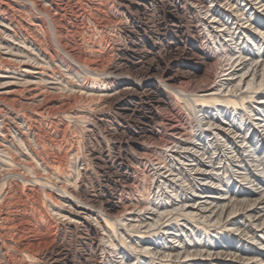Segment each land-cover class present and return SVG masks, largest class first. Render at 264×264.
<instances>
[{"label": "rangeland", "instance_id": "rangeland-1", "mask_svg": "<svg viewBox=\"0 0 264 264\" xmlns=\"http://www.w3.org/2000/svg\"><path fill=\"white\" fill-rule=\"evenodd\" d=\"M6 1L11 5L18 4L14 0ZM221 2L219 4H223L226 1L222 0ZM55 3L58 6V10H56L57 12L54 10L52 13H56L57 23L60 24V27L56 28L57 33L59 31L57 42L70 53H82L80 55V62L83 65L86 62L87 70L84 67L85 65L70 61L60 50L59 46L52 39L53 36L50 29L47 28L43 31L29 25L25 26V24L22 26V32L24 31L25 33L27 31L30 33L47 53L56 54L57 57H61L62 60L69 64V69L72 70V72H66L63 65H59L58 63L49 64L47 65L48 67L46 66V69L44 68L49 77H56L59 81V77H63L64 82L69 81L68 83L75 85L79 83L92 84L96 89L91 88L90 91H86L85 89L78 91L79 88L54 89L49 88L51 87L49 83L46 85L37 83L35 84L36 86L27 87L21 85L11 96L0 99V136H2L0 137V150L2 147L6 148L8 146L9 154L12 155L14 160L13 164L16 165H13V168L1 167L0 165V196L4 192V189L9 190V193L6 195V203L9 202L4 204L3 210L4 213H7L9 220L6 222L0 221V261L6 264H121L122 258V264L130 259L135 264L158 263L161 260H163L161 261L162 264H179L181 261L178 260L179 258L175 259V254L179 246H184L187 251L183 253V256L185 257L187 253L192 254L187 257V260L199 258L201 251L207 254L206 250L208 249L214 251L221 250L222 252L227 248L231 253L236 251L237 254L235 256L242 260L238 261V259L221 257L220 262L218 260V263H216L217 260H214L210 264H264V234H261L264 232V228L257 227V222L250 215L245 212L236 211L228 218L223 219V222L220 224H216L213 222L206 223L202 218H199L200 215L196 217L197 214L194 216V219H191L189 216L186 218L185 215L174 208L177 207L176 205L168 207L167 209L169 210H165L166 204L161 199L168 195L174 196H172L173 194L169 189H164L165 192L163 193L157 189L158 183L163 178L160 177V174H154L155 172L152 168V165L157 163V161L159 163L162 160L161 167L164 161L171 163L168 156L170 152H166V147L173 146L175 141L192 137L194 143L199 147L201 141V146H206L216 139L215 135L219 132L229 133L230 136L233 133L238 136L240 133V138H236L238 141L245 137L244 135L247 133L245 128L251 123L254 131H262L260 130L262 129L260 126L256 125V127L255 124L253 125V123L258 121L257 118H259L256 113L264 114V101H262L264 100V88L262 87L248 88L246 91L250 90V92H246L242 88V91H245L241 94L242 96L244 95V103H240L236 108L230 105L227 106L224 103H216V106H196V103L193 102L197 98V95L201 97L200 95L214 91L213 89L209 90L208 87L214 86L212 84L217 82L218 76L222 72L221 69L224 68L222 64L226 63L220 55V50L213 49V36L207 32L206 27L203 25V21L207 20L208 15H201L202 11L205 10L201 5L207 7L210 3L207 0H56ZM91 6L95 7L92 8ZM216 7L224 12L236 8L235 5L231 6L230 10L228 9L229 6ZM239 7L245 9L243 6ZM81 9H84L85 15L86 12L90 14L93 17V21H89L86 16L80 19L81 15L78 13ZM98 9L99 12L97 11ZM90 12H94V14ZM77 15L78 17H76ZM261 17L264 19L263 16ZM15 18L18 17L15 16ZM31 19L33 21V17ZM215 20V26L221 23V27L217 28L219 34L226 33L230 28L234 29L236 27L233 24H223L219 16ZM87 22H90V24ZM240 22H245L243 25H246V27L243 30L248 31V34H252V39L246 33H239L240 31L238 32L237 28L234 29V32H236L234 36L237 35V38L239 36L243 37L247 45H250V49L255 53V50L260 45L264 46V38H262L264 20L259 29L252 21L243 19ZM215 26L211 29L214 30ZM224 38L227 37L219 35L220 44ZM227 43L229 44L228 51H233L235 50L233 47L238 42L236 39H232V41L229 40ZM54 58L56 59V57ZM1 60H4V57L0 56ZM146 69L148 70L145 72L146 75L140 80L141 82L136 80L135 74L137 72L143 73ZM214 69L218 72L216 73ZM100 70L103 73H99ZM226 71L230 72V69H226ZM49 82L51 81L49 80ZM104 83L107 88H97ZM168 88H171V90ZM84 90L85 92H83ZM180 90L181 92H179ZM234 90L232 88L229 95H234V93L239 95V90H235V92ZM170 91L172 92L170 93ZM184 92L185 94H183ZM226 92L228 93L227 88H223L222 92H218L219 94L217 93L216 96L222 98L221 95ZM250 98L251 100H249ZM188 102L189 104H187ZM217 108H223L222 113H220V110L217 111ZM65 109L67 110L65 111ZM67 113L72 116L69 117ZM23 119L29 126V132L21 124ZM162 125L164 126L162 127ZM214 125H216V128L211 127ZM237 126L241 127L237 128ZM206 127L207 129H205ZM183 132L184 135L182 134ZM20 134H23V141H20ZM177 134L182 136H178ZM219 139L215 143L220 142L218 143L220 147L222 145L221 149L223 150L220 151L219 149L220 153L217 151V153L213 154V150H210L212 147L207 145L208 152L205 147L206 152L204 154H197L199 155L197 156L199 158L198 161L202 163V161L207 162L212 160L211 164L207 162L206 166L204 165L192 171L191 176L194 177L193 180L188 175V179H185L186 181L179 179V182L175 183L174 186L179 190V194L177 193L178 201L183 198L182 200L185 199L187 203L196 202V205L209 204L210 201L214 200L212 196L219 193L218 191L220 190V194L227 198L226 201H234L233 209H238L240 200L252 198V195L247 190V180H240V175H243L241 174L242 172L244 175H248V178H253L252 180H255L258 188L264 187V147L262 145L258 146V149H255L257 157L249 159L247 151L242 150L245 149L246 141L243 144L238 143L241 146L239 148L236 147L237 151L230 144L224 143L223 139ZM28 145L40 158H45L48 163H52V167L58 162L60 166H57L55 172L48 173L46 170H43V172L36 165V161L30 159ZM223 146L225 148L228 147L226 151ZM222 151L225 152L223 153ZM0 153L1 158L9 155H5L4 152V154ZM220 154H226L229 157H219ZM212 155L215 158H210ZM258 158L261 160H257ZM216 159L219 160L217 161ZM23 160L24 162H22ZM227 163H232V165L229 166ZM21 164H26V166L23 167ZM201 165L199 164V166ZM163 168L162 171L166 169ZM216 169L219 170L218 173L220 174L216 175ZM183 171L184 169H179L174 173L179 172V174L185 176L187 172L184 171L183 173ZM148 174L149 178L153 179L146 177ZM226 174L230 178V182L227 184ZM53 175H55V178ZM209 176L212 177V180L209 179ZM35 179L36 181H33ZM44 179L47 184L43 183L42 180ZM186 182L189 185H186ZM220 184L221 188L218 187ZM53 187L56 188L54 189ZM140 191L143 192L141 193ZM75 196L80 199L75 198ZM223 199H220V201H223ZM175 200L177 202V198ZM203 200H207L208 202H202ZM139 205L140 207H138ZM155 206L159 207L156 208ZM146 210L148 211L146 212ZM170 211L174 212L172 215H167V213L171 214ZM199 211L198 213L201 214ZM103 214L105 215L103 216ZM161 214L165 216H157ZM242 214H245V216ZM11 215L13 216L11 217ZM135 217L136 219H133ZM104 218L114 222L116 227L113 225L111 228L107 225ZM156 218L159 219L156 221ZM119 219H123V224L125 225L122 222L120 223ZM160 219L163 224L159 222ZM140 221L142 222L140 223ZM136 222L138 223L136 224ZM125 226L127 231L125 230ZM233 226L234 228H232ZM136 227L139 231L144 229L145 231H140L139 233H143L146 237L156 231L154 232L155 236H150L152 238L149 241H147V238L137 239L138 229ZM201 227L207 228L210 231L213 229L221 231L218 234L211 231L209 234L203 235L201 234ZM147 229L148 231L149 229L152 231L148 232L146 231ZM103 231L104 233L106 232L105 235ZM225 232L231 238H227ZM128 233L131 235L129 236ZM260 234L262 237H259ZM120 235L122 238L119 237ZM255 236L258 238L256 242H254L257 240ZM178 237H180V240ZM122 239H124L126 247L121 245L122 242L120 240ZM207 240L208 243L206 242ZM111 242H113V245ZM144 242L149 243L148 248H150V252L147 253L148 256L147 254H139V252H142L139 250L141 249L140 245H145ZM165 242H167L168 246L171 245L168 248L170 256L166 258L164 257L166 252L159 251V258L156 255L157 257L154 256L155 258L152 259L150 257L151 251L157 247L158 249L165 250ZM180 242L183 244L181 243V245ZM215 245L216 247H214ZM245 250L251 252L250 257L253 255L257 256L247 260L248 255L242 254ZM183 256L181 259L184 258Z\"/></svg>", "mask_w": 264, "mask_h": 264}, {"label": "bare ground", "instance_id": "bare-ground-1", "mask_svg": "<svg viewBox=\"0 0 264 264\" xmlns=\"http://www.w3.org/2000/svg\"><path fill=\"white\" fill-rule=\"evenodd\" d=\"M16 1L18 4L15 5V4H9L6 0H0V56L4 57V60H1L0 61V99H4V98H8L9 96H11L15 90L20 87L21 85H24V86H33L37 83H43L44 85L46 84H50L51 87L49 88H79L78 91L80 89H85L86 91H90L91 88H95L94 86L89 85V84H86V83H79L78 85H75V84H71V83H68V82H64L63 80V77H59L60 81L56 79V77H53L51 78V76L49 77V75L46 74L45 72V69L48 67L47 65L49 64H56L58 63L59 65H63L64 68L66 69V72H72V70L69 69V64L62 60L61 57H57V55H52V54H49L47 53L37 42V40L31 36L30 33H28L27 31L24 33V31L22 32V26H31V27H36L38 29H42L44 31V29H50L51 30V33H52V36H53V40L56 42V44L59 46L60 50L70 59V61L72 62H75V63H80L81 64V58H80V54L79 52H72L70 53L69 51L66 50V48L62 47L57 41V36L59 35V31L57 33V30L56 28H59L60 27V24L57 23V15L56 13H52V11L55 10V12H57L56 10H58V6L57 4L55 3L54 0H14ZM21 1V2H19ZM99 1V0H98ZM102 1V0H101ZM200 1V0H199ZM210 4L209 6L207 7H204L203 3H201V7L202 8H205L204 11H202L201 15H208V18L207 20L203 21V25L206 27L207 29V32L209 34H211L212 37V40H213V49L214 50H220V55L221 57L224 59V61L226 63L222 64L224 65V68H222V66H220L222 69V72L221 74L218 76V80L215 84H212L213 87L209 88V90H214L213 92H208L207 94H204V95H200L201 97H198L199 95H197V98H195V100L193 102H195L196 106H208V105H215L216 106V103H224L225 105H230L231 107L233 108H236L240 103H244L243 100H244V95L242 96L241 94L243 92H245L248 88H264V46L262 47V45H260L257 50H255V53L250 49V45L248 46L247 43H246V40H244L243 37H240L237 38V35L234 36V34H236V32H234V29L237 28V31L241 34L243 33H246L247 35H249V38L252 39V34H248V31H244L243 28L246 27V25H243V23L245 22H240L241 20L243 19H246L247 21H252L256 27H260V25L262 24L263 22V18L261 16L264 17V0H225L226 2H224L223 4H219V3H222L221 1L222 0H207ZM235 1V2H234ZM196 2V1H195ZM194 2V3H195ZM198 2V1H197ZM83 3V2H82ZM91 3V2H89ZM97 3V2H96ZM95 3V4H96ZM101 3V2H100ZM191 3V2H190ZM98 4V3H97ZM192 4V3H191ZM87 5V4H86ZM235 5L236 8L233 9V10H230V7ZM243 6L245 7L244 8H240L239 6ZM193 6V5H192ZM216 6H219V7H223V6H229L228 9L230 11L228 12H224V11H221L219 8H217ZM92 7V6H91ZM95 7V6H94ZM92 7V8H94ZM195 7V6H194ZM239 7V8H238ZM79 8V7H78ZM88 8H90L88 6ZM104 8V7H103ZM232 8V7H231ZM226 9V10H228ZM259 9V10H258ZM86 10V8H85ZM92 10V9H91ZM78 11V10H77ZM99 12V9L97 10ZM101 11V10H100ZM200 11V10H199ZM96 12V11H95ZM90 13H93L94 12H90ZM199 13V12H198ZM259 13V15H258ZM64 14V13H63ZM80 16V19H82L84 16H86V18L89 20V21H93V17H91L90 14H87L86 12V15H85V12H84V9H81L80 12L78 13ZM97 14V13H96ZM95 14V15H96ZM197 14V13H196ZM257 14V15H256ZM98 15V14H97ZM112 15V14H111ZM200 15V16H201ZM15 16H17L18 18H15ZM94 16V15H93ZM219 16L220 19H222V22L223 24H233V26H236L234 29L233 28H230L229 30L226 31V33H223V34H219V31L217 30V28L221 27L220 24L218 23V25L215 26V23L216 20L215 18ZM31 17H33V21H31ZM78 17V15L76 16ZM98 17V16H97ZM96 17V18H97ZM115 17V15H114ZM59 18V17H58ZM95 18V17H94ZM201 18V17H200ZM99 19V17H98ZM116 19V18H115ZM198 19V18H197ZM206 19V18H205ZM263 19V20H262ZM78 20V19H77ZM97 20V19H96ZM109 20V19H108ZM111 20V19H110ZM218 20V19H217ZM83 21V20H82ZM221 21V20H220ZM86 22V21H85ZM109 22V21H108ZM111 22V21H110ZM113 22V21H112ZM88 23V22H87ZM101 23V22H100ZM81 24V23H80ZM90 24V22L88 23ZM99 24V23H98ZM201 24V23H200ZM101 26V25H100ZM213 26H215L214 30L211 29L213 28ZM232 26V27H233ZM254 26V27H255ZM97 27V26H96ZM223 27V26H222ZM225 27V26H224ZM248 27V26H247ZM28 28V27H27ZM32 29V28H31ZM202 29V28H201ZM223 29V28H222ZM221 29V30H222ZM225 29V28H224ZM257 29V28H256ZM36 30V29H34ZM97 30V29H96ZM213 30V31H212ZM220 30V29H219ZM71 31V30H70ZM95 31V30H94ZM224 31V30H222ZM244 31V32H243ZM91 32V31H90ZM237 32V33H238ZM68 33V32H67ZM83 33V32H82ZM92 33V32H91ZM222 33V32H221ZM40 34V33H39ZM44 34V33H43ZM262 34V33H261ZM69 35V34H68ZM94 35V34H93ZM206 35V34H204ZM219 35H224V37H227V38H224V40L221 42L220 44V40L218 39ZM51 36V34H50ZM51 36V37H52ZM91 36V35H90ZM210 36V35H209ZM245 36V35H244ZM246 37V36H245ZM262 38H264V32L262 34ZM232 39H236V41L238 42L236 46H234L233 48H235V50L233 51H228V46L229 44L227 43L229 40L232 41ZM92 40V39H91ZM101 40V39H100ZM46 41V40H45ZM254 41V40H253ZM50 42V41H49ZM90 42V41H89ZM93 43V42H92ZM101 43V42H100ZM209 43V42H208ZM235 43V42H234ZM88 44V43H87ZM232 44V43H231ZM236 44V43H235ZM64 45V44H63ZM90 46V45H89ZM91 48V47H90ZM70 49V48H69ZM59 50V49H58ZM72 50V49H71ZM97 51V50H96ZM91 52V51H90ZM215 52V51H214ZM53 53V52H52ZM55 53V52H54ZM59 53V52H58ZM56 57V59L54 58ZM84 57V56H83ZM211 57V56H210ZM248 58V59H247ZM213 59V58H212ZM83 60V59H82ZM86 60V59H85ZM90 61V60H89ZM220 61V60H219ZM84 62V61H83ZM82 62V63H83ZM222 62V61H220ZM86 63V62H85ZM84 63V65H85ZM100 64V63H99ZM105 64V63H104ZM79 65V64H78ZM83 65V64H81ZM83 65V66H84ZM47 66V67H46ZM80 66V65H79ZM87 65H85L84 67L86 68ZM98 66V65H97ZM237 66V67H236ZM50 67V66H49ZM82 67V66H81ZM83 67V69H84ZM215 67V66H214ZM45 68V69H44ZM93 68H96V67H93ZM92 68V69H93ZM98 68V67H97ZM218 68V67H217ZM91 69V68H90ZM226 69H230V72H227ZM87 70V68H86ZM99 70V69H98ZM97 70V71H98ZM148 69H146L143 73H137L135 74L136 75V80L140 81L146 74L145 72H147ZM152 70V69H151ZM215 70V69H214ZM96 71V70H95ZM114 71V70H113ZM216 73L218 72L217 70H215ZM101 72V70L99 71V73ZM220 72V71H219ZM98 73V72H97ZM103 73V72H101ZM105 73V72H104ZM108 73V72H107ZM52 74V73H51ZM50 74V75H51ZM110 74V73H108ZM17 75V76H16ZM54 76V75H53ZM59 76V75H57ZM103 76V74H102ZM217 76V74H216ZM227 76V77H225ZM229 76V77H228ZM105 77V75H104ZM108 77V76H106ZM145 79V78H144ZM171 79V78H170ZM49 80L51 82H49ZM106 80V79H105ZM169 80V79H168ZM198 81V80H197ZM141 82V81H140ZM184 83V82H183ZM202 84V83H201ZM208 84V82H207ZM165 85V84H164ZM36 86V85H35ZM168 86V84H167ZM38 87V86H37ZM169 87V86H168ZM97 88H107L106 87V84L104 83L103 85H99ZM176 88V87H175ZM183 88V87H181ZM188 88V87H187ZM223 88H227V91L228 93H224L223 95H221L222 98H218L216 96V94L218 92H222V89ZM233 88V90H239L238 92L239 95H237V93H234V95H229L230 94V91L231 89ZM242 88L245 89V91H242ZM38 89V88H37ZM96 89V88H95ZM169 90H171V88H168ZM173 89V88H172ZM206 89V88H205ZM22 90V89H21ZM32 90V89H31ZM44 90V89H43ZM85 90L83 92H85ZM183 91V89H181ZM181 90L179 92H181ZM234 90V92H235ZM252 90V89H251ZM257 90V89H256ZM264 90V89H263ZM108 91V90H107ZM185 91V90H184ZM192 91V90H191ZM194 91V90H193ZM199 91V90H198ZM205 91V90H204ZM253 91V90H252ZM251 91V92H252ZM172 91H170L171 93ZM190 92V91H189ZM233 92V91H232ZM246 92H250L249 91H246ZM88 93V92H87ZM194 93V92H192ZM41 94V93H40ZM82 94V93H81ZM185 94V92L183 93ZM195 94V93H194ZM219 94V93H218ZM100 95V94H99ZM103 95V94H102ZM172 95V94H171ZM37 96V95H36ZM101 96V95H100ZM175 96V95H174ZM194 96V95H193ZM196 96V94H195ZM33 97V96H32ZM44 97V96H43ZM72 97V96H71ZM108 97V96H107ZM180 97V96H179ZM250 97V96H248ZM259 97V96H257ZM175 98V97H174ZM193 98V99H194ZM102 99V98H101ZM104 99V98H103ZM181 99V97H180ZM188 99V98H187ZM262 99V98H261ZM40 100V99H39ZM42 100V98H41ZM251 100V98L249 99ZM253 100V99H252ZM67 101V100H66ZM256 101V100H255ZM260 101V100H259ZM264 101V100H262ZM192 102V103H193ZM254 102V101H253ZM260 103V102H259ZM263 103V102H262ZM261 103V104H262ZM41 104V103H40ZM189 104V102L187 103ZM264 104V103H263ZM3 105V104H2ZM63 105V104H62ZM192 105V104H191ZM195 106V107H196ZM214 106V107H215ZM218 106V105H217ZM222 106V105H221ZM9 107V106H8ZM74 107V106H73ZM194 107V108H195ZM252 107V106H251ZM264 107V106H263ZM262 107V108H263ZM191 108V106H190ZM239 108V107H238ZM244 108V107H242ZM260 108V107H259ZM1 109V108H0ZM196 109V108H195ZM206 109V108H205ZM227 109V108H225ZM229 109V108H228ZM67 109H65L66 111ZM191 110V109H190ZM198 110V109H197ZM220 110V113H222V110L223 108H217V111ZM244 110V109H243ZM257 110V109H256ZM263 110V109H262ZM65 111H63L65 113ZM72 111V110H70ZM200 111V110H199ZM225 111V110H224ZM31 112V111H30ZM196 112V111H195ZM207 112V111H206ZM248 112V111H247ZM72 113V112H71ZM202 113V112H201ZM224 113V112H223ZM68 114V113H67ZM227 114V113H226ZM253 114V113H251ZM250 114V115H251ZM258 115L259 118H257V122L256 123H253V125L255 124V126H260L262 129L261 132H257V131H254V127L252 126V123L249 125V126H246L247 128H245L247 130V133H245V137L239 139L238 141L236 140V138H240V133L238 134V136H236V134L233 133L232 136H230L229 133H225V132H219V133H216V139L215 140H212V142H210L209 146L212 147V149H210L212 151L213 154L217 153V151H220L223 150L221 149L220 145L218 146V143H215L216 141H219L221 139H223V142L225 143H228L227 145H231V147L233 146V148L235 150L236 147H240L241 144L245 143L246 141V146H244L245 149H242V150H245L247 151V157L249 156V159H251L252 157H257L256 156V150L258 149V146L262 145V147H264V114H260V113H256ZM65 115V114H64ZM69 115V114H68ZM196 115V114H195ZM220 115V114H219ZM260 115V116H259ZM72 116V115H71ZM69 115V117H71ZM198 116V115H197ZM248 116V115H247ZM48 117V116H47ZM68 117V116H67ZM228 117V116H227ZM237 117V116H236ZM77 118V117H76ZM201 119V117H199ZM203 118V117H202ZM78 119V118H77ZM80 119V118H79ZM82 119V118H81ZM171 119V118H170ZM231 119V118H230ZM256 119V118H254ZM242 120V119H241ZM50 121V120H49ZM82 121V120H81ZM86 121V120H85ZM84 121V122H85ZM207 121H209V119H207ZM224 121V120H223ZM231 121L234 122L233 119H231ZM243 121V120H242ZM253 121V120H252ZM31 122V121H30ZM38 122V121H37ZM198 122V121H197ZM206 122V121H205ZM212 122V121H211ZM35 123V122H34ZM202 123V122H201ZM214 123V122H213ZM243 123V122H242ZM23 128L26 129V131L29 132V126L28 124L24 121V119L22 120L21 122ZM167 124V123H166ZM164 124V125H166ZM200 124V122H199ZM204 124V122H203ZM211 125V123H209ZM231 124V123H230ZM233 124V123H232ZM162 125V127L164 126ZM196 125V124H195ZM216 125L214 126H211V127H215ZM231 126V125H230ZM256 126V127H257ZM174 127V125H173ZM184 127V126H183ZM208 127V126H207ZM207 127L205 129H207ZM223 127V126H222ZM238 127H241V126H237ZM154 128V127H153ZM204 128V127H203ZM216 128V127H215ZM259 128V127H258ZM196 129V128H195ZM198 129V127H197ZM218 129V128H217ZM166 130V129H165ZM199 130V129H198ZM203 130V129H202ZM214 130V129H213ZM190 131V130H189ZM208 131V130H207ZM217 131V130H215ZM212 132V131H211ZM45 133V132H44ZM64 133V132H63ZM166 133V132H165ZM189 134V132H187ZM29 134V133H28ZM167 134H170V133H167ZM173 134V133H172ZM179 134V133H178ZM177 134V135H178ZM184 135V132L182 133ZM192 134V133H191ZM190 134V135H191ZM194 134V133H193ZM196 134V132H195ZM23 134H20L19 136H21L20 138V141H23V137H22ZM35 135V134H34ZM33 135V136H34ZM48 135V134H47ZM6 136V135H5ZM164 136V135H163ZM170 136V135H169ZM178 136H182V135H178ZM214 136V135H213ZM219 136V137H218ZM243 136V135H242ZM2 137V136H0ZM162 137V136H161ZM185 137V136H184ZM191 137V136H190ZM194 137V136H193ZM207 137V136H206ZM212 137V136H211ZM4 138V137H3ZM32 138V137H31ZM175 138V137H174ZM181 138V137H180ZM179 138V139H180ZM187 138V137H186ZM33 139V138H32ZM38 139V137H37ZM52 139V138H51ZM163 139V138H162ZM205 139V138H204ZM209 139V138H208ZM229 139H232L229 141ZM25 140H27V138H25ZM161 140V139H160ZM159 140V141H160ZM10 141V140H9ZM36 141V140H35ZM162 141V140H161ZM172 141V140H171ZM175 141V140H174ZM173 141V142H174ZM222 141V140H221ZM28 142V141H27ZM26 142V143H27ZM54 142V141H53ZM167 142V140H166ZM171 142V143H173ZM241 143V144H238V143ZM24 143V142H23ZM60 143V142H58ZM156 143V142H155ZM161 143V142H160ZM22 144V143H21ZM198 144V143H197ZM200 144L202 145V141L200 142ZM33 145V144H32ZM156 145H158L156 143ZM167 145V143H166ZM200 147L198 145H196L194 143V140L193 138H188V139H182V140H178V141H175L173 146H167L166 147V152H170V154L168 155L170 158L169 160L171 161V163H166L164 161V163L162 162V167H161V161L158 163H155L152 165V168L154 169V174H157L159 175L160 174V177L163 178V180H159L160 183H158V188L156 186L157 189H159V191L161 193L165 192L164 189H169L171 190V193L173 194L172 196L174 197H171V196H166L164 198H162L161 200H163L166 204V209L165 210H169L167 209L168 207H173V206H177V207H174L176 208V210H178L179 212H181V214L185 215V217L187 218V216H189L191 219H194V216L196 215V217L198 215H200V219L202 218L203 221H205L206 223H210V222H213V223H216V224H220L221 222H223V219L225 218H228L231 214L235 213L236 211H241V212H245L247 213L248 215H250L254 221H256L257 223V227H261V228H264V187L263 188H258L256 185L257 183L255 182V180H252L250 178H248V175H244V173L242 172L241 174L243 175H240V180H247V184H248V192L250 193V195H252V198L250 199L247 198V199H242L243 201L240 200V202L238 203L239 208L237 209H233V202L232 200H227L226 201V197L225 196H222V194H220V190L218 191L219 193H217L216 195L212 196L214 197V200L210 201L209 204H198L196 205V202L194 203H187V201L184 200H180L178 201V192L179 190H177L178 188L175 185V183L179 180V179H184V181H186L185 179L187 178V176L189 175L191 177V179L193 180L194 177L191 176V172L192 171H195L197 170L199 167H203L204 165L206 166L207 165V162H211L212 160H209L207 162H204L202 161V163L200 161H198V157L199 155H202L206 152H208V147L207 145L205 146H201ZM26 146V145H25ZM147 146V145H146ZM161 146V145H160ZM163 146V145H162ZM191 146V147H190ZM8 146H6V148L2 147V149L0 150V152H2V154L5 153V155H8L9 154V151H8ZM29 149L30 150V159L36 161V165L43 170H46L49 172H55V169L57 168V166H60V163L58 162L56 165V167H52V163H48L47 160H45V158H40L38 156V154L33 150L31 149L30 145H28ZM37 147V146H36ZM53 147V146H51ZM164 147V146H163ZM205 147H206V150H205ZM224 147V146H223ZM230 147V146H229ZM161 148V147H159ZM228 148V147H227ZM227 148L224 147L225 151L227 150ZM248 148V149H247ZM70 149V148H69ZM73 149V148H72ZM163 149V148H162ZM256 149V150H255ZM41 150V149H40ZM231 150V149H229ZM74 151V150H73ZM219 151V153H220ZM224 151V152H225ZM238 151V150H237ZM262 151V150H261ZM4 152V153H3ZM21 152V151H20ZM165 152V153H166ZM223 152V151H222ZM223 152V153H224ZM260 152V151H259ZM23 153V152H22ZM72 153V152H71ZM159 153V152H158ZM164 153V152H163ZM201 153V154H199ZM218 153V155H219ZM19 154V153H18ZM73 154V153H72ZM143 154V153H142ZM161 154V153H160ZM199 154V155H197ZM261 154V153H260ZM264 154V153H263ZM25 155V154H23ZM43 155V154H42ZM67 155V154H66ZM71 155V154H70ZM159 155V154H158ZM167 155V154H166ZM0 156H1V153H0ZM27 156V155H26ZM25 156V157H26ZM165 156V155H164ZM222 156H226V157H229L227 156L226 154H220L219 157H222ZM144 157H145V154H144ZM156 157V156H155ZM160 157V156H159ZM210 157V156H209ZM207 157V158H209ZM214 157V155H212L210 158ZM246 157V156H245ZM59 158V157H58ZM209 158V159H210ZM215 158V157H214ZM24 159V158H23ZM27 159V158H25ZM29 159V158H28ZM54 159V158H52ZM149 159V158H148ZM147 159V160H148ZM158 159V157H157ZM161 159V158H160ZM165 159V158H163ZM205 159V158H204ZM238 159V158H237ZM243 159V158H242ZM263 159V157H262ZM50 160V159H49ZM152 160V158H151ZM159 160V159H158ZM217 160V159H216ZM219 160V159H218ZM217 160V161H218ZM221 160V158H220ZM224 160H225V157H224ZM230 160V159H229ZM228 160V161H229ZM235 160V159H234ZM257 160H261L260 158H258ZM31 161V160H30ZM236 161V160H235ZM24 162V160L22 161ZM52 162V161H51ZM55 162V160H54ZM149 162V160H148ZM262 162V161H261ZM14 163V160L12 158V155L9 154L8 156H6L5 158H1L0 157V165L1 167L4 166V167H12ZM19 163V162H18ZM30 163V162H29ZM32 163V162H31ZM151 163V162H150ZM213 163V162H212ZM224 163V162H223ZM237 163V161H236ZM251 163V162H250ZM20 164V163H19ZM33 164V163H32ZM62 164V163H61ZM146 164V163H145ZM199 164H202L201 166H199ZM211 164V163H210ZM218 164H220L218 162ZM229 164L232 165V163H227V165ZM235 164V163H234ZM257 164V163H256ZM23 167L26 166V164H21ZM136 165V164H135ZM144 165V164H143ZM216 165V164H215ZM246 165V164H245ZM244 165V166H245ZM16 166V165H15ZM30 166V165H29ZM210 166V165H209ZM213 166V165H212ZM243 166V168H245ZM28 167V166H27ZM136 167V166H135ZM166 169H164V168ZM217 167V165H216ZM232 167V166H231ZM248 167V166H247ZM255 167V166H254ZM259 167V166H258ZM13 168V167H12ZM143 168V167H142ZM162 168L164 169L162 171ZM219 168V166H218ZM221 168V166H220ZM242 168V167H241ZM257 168V167H256ZM255 168V169H256ZM135 169V168H133ZM179 169H184V171H186L187 173L185 174V176H183V174H179V172L177 173H174L176 170H179ZM212 169V168H211ZM224 169V168H223ZM226 166H225V170H226ZM136 170V169H135ZM230 170V169H229ZM234 170V169H233ZM260 170H261V167H260ZM3 171V170H2ZM9 171V170H8ZM30 171V170H29ZM45 171V172H46ZM58 171V170H57ZM137 171V170H136ZM183 171V173H184ZM208 171V170H207ZM206 171V172H207ZM216 171V175L220 174L218 173L219 170H215ZM235 171V170H234ZM244 171V170H242ZM254 171V170H253ZM44 172V171H43ZM59 172V171H58ZM182 172V171H181ZM198 172V171H197ZM210 172V171H209ZM208 172V173H209ZM227 172V171H226ZM231 172V170H230ZM248 172V171H247ZM255 172V171H254ZM12 173V172H11ZM47 173V174H48ZM139 173V172H138ZM215 173V172H214ZM225 173V171H224ZM1 174V173H0ZM8 174V173H7ZM10 174V173H9ZM32 174V173H31ZM194 174V173H193ZM201 174V173H200ZM250 174V172H249ZM12 175V174H11ZM29 175V174H28ZM34 175V174H33ZM143 175V174H142ZM145 175V174H144ZM196 175V174H195ZM202 175V174H201ZM232 175V174H231ZM236 175V174H235ZM253 175V174H252ZM50 176V175H49ZM52 176V174H51ZM55 175H53L54 177ZM152 176V175H150ZM154 176V175H153ZM203 176V175H202ZM206 176V175H205ZM208 176V175H207ZM224 176V175H223ZM226 176V184L230 182V178L228 176V174L225 175ZM7 177V176H6ZM22 177V176H21ZM46 177V176H45ZM135 177V176H133ZM143 177V176H142ZM149 178V174L148 176H146ZM36 178V177H34ZM44 178V177H43ZM42 178V179H43ZM55 178V177H54ZM63 178V177H62ZM61 178V179H62ZM66 178V177H65ZM147 178V179H148ZM156 178V177H155ZM154 178V179H155ZM216 178V177H215ZM50 179V178H49ZM136 179V178H135ZM149 179H153V178H149ZM188 179V178H187ZM190 179V180H191ZM196 179V178H195ZM209 179L212 180V177L209 176ZM191 180V181H192ZM33 181H36L33 180ZM43 183L46 181L45 179L42 180ZM143 181V179H142ZM190 181V182H191ZM208 181V180H207ZM38 182V181H37ZM53 182V181H52ZM179 182V181H178ZM181 182V181H180ZM195 182V181H194ZM201 182V181H200ZM199 182V183H200ZM209 182V181H208ZM36 183V182H35ZM40 183V182H39ZM42 183V184H43ZM47 184V182H45ZM69 183V182H68ZM153 183V181H152ZM212 183H214L212 181ZM225 183V182H224ZM45 184V185H46ZM58 184V183H57ZM78 184V183H77ZM140 184V183H139ZM182 184V183H180ZM188 184V182H186V185ZM203 184V183H202ZM222 184V183H221ZM221 184L218 185V187L221 188ZM235 184V183H234ZM243 184V183H242ZM263 184V183H262ZM35 185V184H34ZM141 185V184H140ZM179 185V184H178ZM185 185V184H183ZM189 185V184H188ZM191 185V184H190ZM193 185V184H192ZM201 185V184H200ZM217 185V184H215ZM47 186V185H46ZM56 186V185H54ZM70 186V185H69ZM73 186V185H72ZM180 186V185H179ZM229 186V185H228ZM264 186V185H263ZM48 187V186H47ZM183 187V186H182ZM190 187V186H189ZM188 187V188H189ZM224 187V186H223ZM54 188V187H53ZM56 188V187H55ZM54 188V189H55ZM61 188V187H59ZM64 188H66L64 186ZM63 188V189H64ZM144 188V187H143ZM185 188V187H184ZM195 188V187H194ZM204 188V187H203ZM215 188V187H214ZM217 188V187H216ZM78 189V188H77ZM156 189V190H157ZM193 189V188H192ZM207 189V188H206ZM218 189V188H217ZM228 190V188H226ZM230 189V188H229ZM66 190V189H65ZM76 190V189H75ZM154 190V189H153ZM155 190V191H156ZM184 190V189H183ZM232 190V189H231ZM244 190V189H243ZM51 191V190H50ZM60 191V190H59ZM62 191V189H61ZM154 191V192H155ZM158 191V190H157ZM156 191V192H157ZM182 191V190H181ZM185 191V190H184ZM224 191V190H223ZM241 191V190H240ZM66 192V191H65ZM84 192V191H83ZM141 192V191H140ZM143 192V191H142ZM141 192V193H142ZM159 192V193H160ZM168 192V191H167ZM195 192V191H194ZM201 192V191H200ZM208 192V191H207ZM214 192V191H212ZM1 193V192H0ZM9 193V190L8 189H4V192L1 194L0 196V221H3V222H6L7 220H9L8 216H7V213H4L3 210H4V204H7L6 203V195ZM61 193V192H60ZM73 193V192H72ZM77 193V192H76ZM133 193V192H132ZM178 193V194H177ZM198 193V192H197ZM215 193V192H214ZM245 193V191H244ZM67 194V193H66ZM69 194V193H68ZM84 194V193H83ZM154 194V193H153ZM192 194V193H191ZM74 195V194H73ZM149 195V194H148ZM156 195V194H155ZM167 195V194H166ZM10 196V195H9ZM8 196V197H9ZM46 196V195H45ZM70 196V195H69ZM142 196V195H141ZM147 196V195H146ZM145 196V198H147ZM184 196V195H183ZM193 196V195H192ZM229 196V195H228ZM227 196V197H228ZM246 196V195H244ZM11 197V196H10ZM150 197V196H149ZM153 197V196H152ZM20 198V197H19ZM75 198H77L75 196ZM157 198H158V195H157ZM173 200H172V199ZM177 198V202H175ZM204 198V197H203ZM224 198V199H223ZM230 198V197H229ZM233 198V197H232ZM77 199H80V198H77ZM149 199V198H148ZM152 199V198H151ZM155 199V198H154ZM220 199H223V201ZM231 199V198H230ZM234 199V198H233ZM239 199V198H238ZM10 200V199H9ZM107 200V199H106ZM119 200V199H118ZM208 200V199H207ZM207 200H203L202 202H208ZM78 201V200H77ZM80 201V200H79ZM93 201V200H92ZM95 201V200H94ZM160 201V200H159ZM158 201V202H159ZM192 201V200H191ZM236 201V200H235ZM157 202V201H155ZM80 203V202H79ZM83 204V202H81ZM123 203V202H122ZM127 203V202H126ZM132 203V202H131ZM143 203V202H142ZM149 203V202H148ZM161 203V202H160ZM199 203V202H198ZM201 203V201H200ZM135 204V203H134ZM138 204V203H136ZM147 204V203H146ZM85 205V204H84ZM93 205V204H92ZM121 205V204H120ZM131 205V204H130ZM236 205V203H235ZM234 205V206H235ZM86 206H90V205H86ZM94 206V205H93ZM149 206V205H148ZM154 206V204H153ZM232 206V208H231ZM120 207V206H119ZM124 207V206H123ZM140 207V205L138 206ZM147 207V206H146ZM156 207V206H155ZM159 207V206H157ZM156 207V208H157ZM122 208V207H121ZM151 208V207H150ZM126 209V208H125ZM142 209V208H141ZM160 209V208H159ZM158 209V210H159ZM96 210V209H95ZM101 210V209H100ZM99 210V211H100ZM129 210V209H128ZM153 210V209H152ZM175 210V211H176ZM200 210V211H199ZM234 210V211H233ZM93 211V210H92ZM97 211V210H96ZM124 211V210H123ZM130 211V210H129ZM128 211V212H129ZM148 210H146L147 212ZM151 211V210H150ZM201 212L200 213H198ZM9 212V211H8ZM127 212V213H128ZM164 212V211H163ZM171 212V211H170ZM174 212V211H173ZM171 214H168L167 215H172ZM263 212V213H262ZM11 213V212H9ZM132 213V212H131ZM140 213V212H139ZM142 213V212H141ZM151 213V212H150ZM159 214V212H157ZM178 213V212H177ZM123 214H126V213H123ZM122 214V215H123ZM180 214V215H181ZM85 216V214H83ZM101 215V214H100ZM105 214H103L104 216ZM115 215V214H114ZM118 215V214H117ZM141 215V214H139ZM138 215V216H139ZM144 215V214H143ZM179 215V214H178ZM245 216V214H242ZM13 215H11L12 217ZM66 216V215H65ZM98 216V215H97ZM120 216V215H119ZM128 216V215H127ZM158 217L159 216H162L161 215H157ZM155 216V217H157ZM165 215L163 214L162 217H164ZM10 217V216H9ZM67 217V216H66ZM76 217V216H75ZM116 218V217H115ZM126 218V217H125ZM132 218V217H131ZM161 218V217H160ZM167 218V217H166ZM171 218V216H170ZM245 218V217H244ZM13 219V218H11ZM19 219V218H18ZM106 219V218H104ZM133 219H136L133 218ZM154 219V218H153ZM159 218H156V221L158 220ZM169 219V218H168ZM176 219V217H175ZM24 220V219H23ZM70 220V219H69ZM118 220V218H117ZM140 220V219H139ZM147 220V219H146ZM155 220V219H154ZM167 220V219H166ZM165 220V221H166ZM177 220H180V219H177ZM185 220V219H184ZM249 220V219H248ZM251 220V219H250ZM252 220V221H253ZM114 221V220H113ZM120 223L122 222V224L124 223V220H120ZM153 221V220H152ZM155 221V222H156ZM164 222V220H162ZM172 221V219H171ZM187 221V220H186ZM227 221V220H226ZM13 222V220H12ZM142 221H140L141 223ZM154 222V221H153ZM160 223L161 222V219L159 221ZM170 222V221H169ZM178 222V221H177ZM176 222V224H177ZM230 222V221H229ZM88 223V222H87ZM97 223V222H96ZM106 223L107 225H109L111 228L114 224V222H111L109 221L108 219H106ZM128 223V222H127ZM138 222H136L137 224ZM166 224V222H164ZM168 223V222H167ZM195 223V222H194ZM197 223V222H196ZM226 223V222H225ZM238 223V222H237ZM122 224H120L122 226ZM143 224V223H142ZM152 224V222H151ZM163 224V223H162ZM164 224V225H165ZM169 224V223H168ZM185 224V223H184ZM187 224V222H186ZM190 224V223H189ZM229 224V223H228ZM125 225V224H123ZM129 225V224H128ZM150 225V224H149ZM153 225V224H152ZM208 225V224H207ZM227 225V224H226ZM84 226V225H83ZM100 226V225H98ZM105 226V225H104ZM215 226V225H214ZM218 226V225H217ZM220 226V225H219ZM253 226V225H252ZM5 227V226H4ZM116 227V225H115ZM114 227V231L116 230ZM159 227V226H158ZM178 227V226H177ZM206 227V226H205ZM255 227V225H254ZM107 228V227H106ZM110 228V229H111ZM126 228V226H125ZM131 228V227H130ZM137 228V227H136ZM140 228V227H139ZM157 228V227H156ZM172 228V227H171ZM179 228V227H178ZM209 228V227H208ZM234 228V226L232 227ZM4 229V228H3ZM6 229V228H5ZM135 229V228H133ZM138 229V228H137ZM161 229V228H160ZM201 234L203 235H206V234H209L211 231L212 232H215V234H218L220 233V231H217V230H208L207 228H204V227H201ZM243 229V228H242ZM99 230V229H98ZM127 231V228L125 229ZM129 230V229H128ZM136 230V229H135ZM151 229H149L150 231ZM171 230V229H170ZM227 230V229H226ZM102 231V230H101ZM107 231V230H106ZM112 231V230H111ZM110 231V232H111ZM113 231V233H114ZM124 231V230H123ZM141 231V230H140ZM139 229H138V233L136 235L137 239H142V238H147V241H149L154 235V231L152 234H149V236H144L143 233H139L140 232ZM142 231H145L144 229ZM141 231V232H142ZM148 231V229L146 230ZM148 231V232H149ZM152 231V230H151ZM150 231V232H151ZM159 231V230H158ZM234 231V230H233ZM109 232V231H108ZM181 232V230H180ZM198 232V231H197ZM104 233V231H103ZM106 233V232H105ZM104 233V235H105ZM116 233V231H115ZM131 233V232H129ZM128 233V235H129ZM159 233V232H158ZM162 233V232H161ZM164 233V232H163ZM162 233V234H163ZM170 233V232H169ZM168 233V234H169ZM226 233V232H225ZM239 233V232H238ZM248 233V232H247ZM246 233V234H247ZM7 234V233H6ZM102 234V233H101ZM108 234V233H107ZM111 234V233H110ZM123 234V233H122ZM160 234V233H159ZM161 234V235H162ZM165 234V233H164ZM178 234V233H177ZM183 234V233H182ZM262 235L264 234V232L261 233ZM259 235V237L262 235ZM2 235V234H1ZM124 235V234H123ZM131 235V234H130ZM129 235V236H130ZM250 235V234H249ZM110 236V235H108ZM116 236V234H115ZM152 236V237H150ZM168 237V235H166ZM178 236V235H176ZM226 236L227 238H229L230 236L226 233ZM2 237V236H1ZM105 237V236H104ZM117 237V236H116ZM115 237V238H116ZM121 237V235L119 236ZM163 237V236H162ZM254 238V236H252ZM264 237V235H263ZM100 238V237H99ZM109 238V237H108ZM114 238V236H113ZM122 238V237H121ZM127 238V237H125ZM124 238V239H125ZM222 238V237H221ZM225 238V237H224ZM231 238V237H230ZM251 238V237H250ZM255 238L257 240H255L254 242L258 241V238L255 236ZM97 239V238H96ZM103 239V238H102ZM107 239V238H106ZM124 239L120 240L122 242V246L124 245L125 247L127 246L124 242ZM174 239V238H173ZM178 239L180 240V237H178ZM200 240H202L201 238H199ZM211 239V238H210ZM220 239V238H219ZM14 240V239H13ZM100 240V239H99ZM126 240V239H125ZM133 240V239H132ZM184 240V239H183ZM193 240V239H192ZM204 240V239H203ZM104 241V240H102ZM107 241V240H106ZM111 241V240H110ZM127 241V240H126ZM129 241V240H128ZM160 241V240H159ZM182 241V240H181ZM191 241V240H190ZM194 241V240H193ZM199 241V240H198ZM228 241V240H227ZM139 242V241H138ZM197 242V241H196ZM201 242V241H200ZM208 243V240L206 241ZM226 242V241H225ZM229 242V241H228ZM260 242V241H259ZM110 243V242H109ZM113 242H111L112 244ZM115 243V242H114ZM145 245L141 246V249H139L140 251H142L141 253L139 252V254H147L149 253V249L148 248V245L149 243H146L144 242ZM160 243V242H159ZM182 242H180L181 244ZM189 243V242H188ZM187 243V244H188ZM195 243V242H194ZM198 243V242H197ZM261 243V242H260ZM117 244V243H116ZM128 244V243H127ZM133 244V243H132ZM183 244V243H182ZM181 244V245H182ZM185 244V243H184ZM99 245V243H98ZM113 245V244H112ZM115 245V244H114ZM166 245V246H165ZM137 246V245H135ZM134 246V247H135ZM154 246V245H153ZM171 246V245H170ZM167 242H165L164 244V249L165 250H162L161 248L158 249V247L151 251V256L152 259H154L155 257L154 256H158L159 258V251H165L166 252V255H164V257H168L170 256L169 255V247ZM263 246V245H262ZM2 247V246H1ZM4 247V246H3ZM100 247V246H99ZM110 247V246H109ZM117 247V246H115ZM129 247H132V246H129ZM128 247V248H129ZM191 247V246H190ZM203 247V246H202ZM216 247V245L214 246ZM229 247V246H228ZM113 248V247H112ZM111 248V249H112ZM136 248V247H135ZM158 249V250H157ZM171 249V248H170ZM194 249V248H193ZM196 249V247H195ZM204 249V248H203ZM210 249H213V248H210ZM117 250V249H116ZM130 250V249H129ZM190 250V249H189ZM202 250V249H201ZM200 250V251H201ZM205 250V249H204ZM203 250V251H204ZM91 251V250H90ZM187 251V249L183 246H179L178 249H177V253L175 254L176 257L175 259H178L179 261H181V263L179 262V264H203V263H207V264H210V262L214 261V260H217L216 263H218V260L220 262V258L221 257H229L230 259L233 258V259H238L235 255L237 254L236 251L234 253H231L227 248H225V251H222L219 250V251H214V250H206L207 254H204L202 251L199 253V258L197 259H191V260H187V257L191 254V253H187L185 254V257L183 256V253H185ZM36 252V251H35ZM137 252V251H136ZM168 252V253H167ZM221 252V253H220ZM92 253V252H91ZM105 253V252H104ZM103 253V254H104ZM110 253V251H109ZM108 253V254H109ZM115 253V252H114ZM123 253V252H122ZM174 253V252H173ZM251 252L248 251V250H245L244 253H242L243 255H248L247 256V260H250L252 258H254L255 256L257 255H253L252 257H250V254ZM128 254V253H126ZM125 254V255H126ZM132 254V253H131ZM149 254V255H150ZM240 254V253H239ZM124 255V257H125ZM172 255V254H171ZM192 255V254H191ZM197 255V253H196ZM89 256V255H88ZM113 256V255H112ZM117 256V255H116ZM135 256V255H133ZM148 256V254H147ZM156 256V257H157ZM174 256V255H173ZM184 257L183 259H181V257ZM194 256V255H193ZM66 257V256H65ZM149 257V258H150ZM196 257V256H195ZM243 257V256H242ZM2 258V257H1ZM92 258V257H91ZM130 258V257H129ZM172 258V257H170ZM262 258V257H261ZM35 259V258H34ZM107 259V258H106ZM139 259V258H138ZM145 259V258H144ZM160 259H161V256H160ZM163 259V258H162ZM264 259V258H263ZM261 259V260H263ZM2 260V259H1ZM87 260V258H86ZM110 260V259H109ZM121 260L123 261V259L121 258ZM131 260V259H130ZM126 261V263L124 264H135L134 261ZM140 260V259H139ZM156 260V259H155ZM242 259L239 258L238 261H241ZM257 260V259H256ZM6 261V260H5ZM111 261V260H110ZM122 261L121 264L123 263ZM163 261V260H161ZM161 261H158V263L154 262H148L149 264H162ZM189 261V262H188ZM237 261V260H236ZM75 262V261H74ZM178 263V262H177ZM0 264H6L4 262H1L0 261ZM97 264V263H96ZM137 264V263H136ZM165 264V263H164Z\"/></svg>", "mask_w": 264, "mask_h": 264}]
</instances>
